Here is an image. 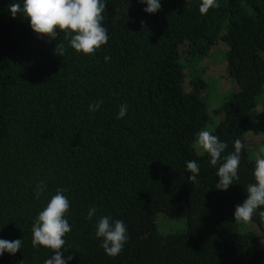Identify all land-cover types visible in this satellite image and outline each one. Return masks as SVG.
<instances>
[{
  "label": "trees",
  "instance_id": "16d2710c",
  "mask_svg": "<svg viewBox=\"0 0 264 264\" xmlns=\"http://www.w3.org/2000/svg\"><path fill=\"white\" fill-rule=\"evenodd\" d=\"M13 2L22 0H0V239L22 244L0 264H44L55 254L31 238L58 188L70 203L67 264H264V220L233 216L255 182L248 132L264 120V0H217L204 15L201 0H160L154 14L138 0H102L109 39L90 56L59 30L53 41L38 38L27 20L11 17ZM219 42L235 84L217 96L222 116L210 131L228 145L220 163L235 140L244 145L239 180L226 191L215 188L220 163L193 146L214 113L199 74ZM122 104L128 110L117 119ZM191 160L200 166L195 184L187 182ZM93 206L96 215L85 219ZM105 215L127 228L115 257L95 235ZM166 218L183 222L162 232L157 223Z\"/></svg>",
  "mask_w": 264,
  "mask_h": 264
},
{
  "label": "clouds",
  "instance_id": "9594fccd",
  "mask_svg": "<svg viewBox=\"0 0 264 264\" xmlns=\"http://www.w3.org/2000/svg\"><path fill=\"white\" fill-rule=\"evenodd\" d=\"M146 4L144 12L154 14L161 8L160 0H138ZM106 3L102 0H22V3L13 2L9 5V12L13 19L20 16L27 20L29 26L37 37H47L55 40L59 32L64 33L69 46L76 53L86 56L93 55L109 39L108 29L102 26L103 13ZM219 7L217 0H201L199 12L204 15L210 8ZM143 23V22H141ZM54 52L63 55L65 46L63 43L55 44ZM107 62L110 58L104 57ZM103 103L98 100L89 105V111H96ZM128 110L125 104L120 105L117 119L123 118ZM194 145L210 156V165L216 166L221 161V154L228 145L209 130H200L195 137ZM244 145L237 139L233 144V151L223 157L216 172L219 182L215 184L218 190L226 191L233 185L234 180H239L238 168L240 165V153ZM264 153V147L260 148ZM187 177L190 184L198 183L200 166L195 160L186 164ZM254 183L247 186L246 198L238 203L234 210V221L241 224L252 222L254 215L258 213L264 220V155H258L253 170ZM45 181H40L35 191V197L39 198L45 190ZM65 189L58 188L55 195L48 201L46 207L40 211L33 222L31 245L33 248L44 247L55 254L45 259L44 264H67L73 259L72 255L65 256V235L71 231V225L65 218L69 211L70 203L64 195ZM97 213L95 206L91 207L85 219H92ZM95 235L101 239L100 247L109 257L119 255L128 240L127 228L123 221L112 220L109 216H101L96 223ZM21 239L8 241L0 239V256L5 252L9 255L20 250Z\"/></svg>",
  "mask_w": 264,
  "mask_h": 264
},
{
  "label": "rangeland",
  "instance_id": "374dc122",
  "mask_svg": "<svg viewBox=\"0 0 264 264\" xmlns=\"http://www.w3.org/2000/svg\"><path fill=\"white\" fill-rule=\"evenodd\" d=\"M218 45V46H217ZM217 48L215 50V54L212 56H207L208 58V67L205 71H202L199 74L201 77L205 79L206 82L209 83L208 85V96L207 100H212L210 110L216 113L218 107H220V100H218L217 96L221 93H225L226 96L227 91H232L235 87L234 81L232 78L225 73V59L223 56V51L226 49V46L223 42H219L216 44ZM216 62V65H214ZM259 100L257 101V103ZM220 111V110H219ZM210 115L209 119L204 127L203 130L211 131L214 128V125L222 116V111L217 112L216 114ZM256 126L251 128V132L248 133L252 135V137L248 138L249 145L251 147V153L254 158H257L258 155H264V153H260V148L264 147V134L262 130L264 129V120L259 119V123L255 124ZM195 151H202L195 147L193 144ZM183 219L180 218H173L169 220V218L164 219L162 223H157L158 230L164 231H175L179 229L180 225L182 224Z\"/></svg>",
  "mask_w": 264,
  "mask_h": 264
}]
</instances>
